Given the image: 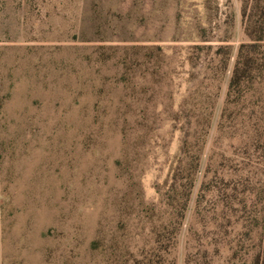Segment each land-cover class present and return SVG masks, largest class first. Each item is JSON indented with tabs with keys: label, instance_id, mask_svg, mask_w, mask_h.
Wrapping results in <instances>:
<instances>
[{
	"label": "rangeland",
	"instance_id": "obj_1",
	"mask_svg": "<svg viewBox=\"0 0 264 264\" xmlns=\"http://www.w3.org/2000/svg\"><path fill=\"white\" fill-rule=\"evenodd\" d=\"M242 9L0 0L5 264H133L171 218L186 137L200 160L169 256L250 264L264 246V73L224 116Z\"/></svg>",
	"mask_w": 264,
	"mask_h": 264
},
{
	"label": "trees",
	"instance_id": "obj_2",
	"mask_svg": "<svg viewBox=\"0 0 264 264\" xmlns=\"http://www.w3.org/2000/svg\"><path fill=\"white\" fill-rule=\"evenodd\" d=\"M242 15L249 41L243 42L238 49L229 83L227 107L224 111L226 118L230 116V113L226 114L228 104L244 96L264 73V0H243ZM222 61L226 64L227 60L223 58ZM192 147L186 137L181 152L187 160L184 162L180 159L179 172L176 174L177 177L180 176L181 182L177 186H171L173 188L169 198L171 218L168 222L155 224L151 228L149 241L152 244L134 257L133 264H175L169 254L175 247L181 229L200 160L201 146L194 152H191ZM250 264H264V246L255 254Z\"/></svg>",
	"mask_w": 264,
	"mask_h": 264
},
{
	"label": "crops",
	"instance_id": "obj_3",
	"mask_svg": "<svg viewBox=\"0 0 264 264\" xmlns=\"http://www.w3.org/2000/svg\"><path fill=\"white\" fill-rule=\"evenodd\" d=\"M0 264H5L3 209L0 199Z\"/></svg>",
	"mask_w": 264,
	"mask_h": 264
}]
</instances>
